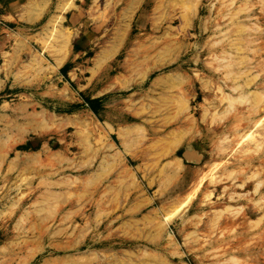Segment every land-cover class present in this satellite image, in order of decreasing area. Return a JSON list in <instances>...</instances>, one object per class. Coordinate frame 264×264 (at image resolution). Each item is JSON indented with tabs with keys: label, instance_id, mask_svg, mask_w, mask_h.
<instances>
[{
	"label": "rangeland",
	"instance_id": "rangeland-1",
	"mask_svg": "<svg viewBox=\"0 0 264 264\" xmlns=\"http://www.w3.org/2000/svg\"><path fill=\"white\" fill-rule=\"evenodd\" d=\"M10 2L0 264H264V0Z\"/></svg>",
	"mask_w": 264,
	"mask_h": 264
},
{
	"label": "crops",
	"instance_id": "crops-1",
	"mask_svg": "<svg viewBox=\"0 0 264 264\" xmlns=\"http://www.w3.org/2000/svg\"><path fill=\"white\" fill-rule=\"evenodd\" d=\"M5 3L7 4V7L11 8V9H12L13 4H15V2H10V0L7 2H4V0H3L0 5L3 6Z\"/></svg>",
	"mask_w": 264,
	"mask_h": 264
},
{
	"label": "trees",
	"instance_id": "trees-1",
	"mask_svg": "<svg viewBox=\"0 0 264 264\" xmlns=\"http://www.w3.org/2000/svg\"><path fill=\"white\" fill-rule=\"evenodd\" d=\"M88 102H90L91 105H93L95 102H98V99L97 100H88Z\"/></svg>",
	"mask_w": 264,
	"mask_h": 264
}]
</instances>
